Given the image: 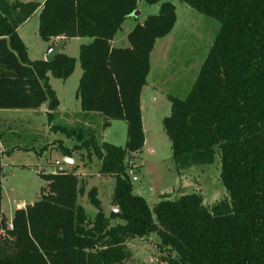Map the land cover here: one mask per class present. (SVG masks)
Masks as SVG:
<instances>
[{"label": "trees", "instance_id": "trees-1", "mask_svg": "<svg viewBox=\"0 0 264 264\" xmlns=\"http://www.w3.org/2000/svg\"><path fill=\"white\" fill-rule=\"evenodd\" d=\"M140 1L162 0H0V110L46 104L49 130L74 141L70 148L58 143L63 156L86 150L99 161L100 176L115 178L116 209L107 216L93 187L86 196L96 214L89 219L78 204L83 183L75 168L40 172L44 185L37 200L16 209L9 227L1 213L0 151V264H126L127 243L151 234L167 253L166 264H264V0H179L215 19L220 30L187 97H168L170 114L162 127L176 170L219 157L228 199L206 207L197 193L163 196L152 209L132 193L125 163L144 146L140 94L154 45L171 32L176 14L171 3L161 2L158 14L129 32V47H111ZM37 10L45 43L92 39L79 47L75 97L83 115H99L103 127L125 122L124 148L99 143L83 127L53 123L59 100L49 79L69 78L76 60L60 52L61 44L50 45L45 60H29L18 29Z\"/></svg>", "mask_w": 264, "mask_h": 264}, {"label": "rangeland", "instance_id": "rangeland-1", "mask_svg": "<svg viewBox=\"0 0 264 264\" xmlns=\"http://www.w3.org/2000/svg\"><path fill=\"white\" fill-rule=\"evenodd\" d=\"M17 1L37 4L44 2V0ZM161 2H169L175 7L176 22L171 32L156 42L150 54L152 73L148 81L156 80L160 84L159 87L170 96L185 99L215 36L220 30V25L215 19L200 14L179 0H162ZM161 2L153 5L142 1L138 2L137 15L128 17L121 24L112 41V47H129L127 40L129 32L136 25H141L148 16L158 14ZM38 16L39 10L18 29V35L26 45L27 56L31 61L45 60L49 48V45L38 36ZM91 42V38H71L65 40L64 45L61 46L60 52L73 57L76 64L73 74L66 80L53 77L49 79V84L59 100V108L67 112L66 115L69 117L68 119L61 115L64 113L60 115L58 113V117L53 123L83 127L93 133L99 143H109L124 148L126 142L125 122L110 121L109 125L103 127V120L84 122L77 115L80 108L75 94L82 74L78 60L79 47ZM160 94L159 91L148 94V99L143 103L146 143L136 158L129 156L125 163L128 176L129 170H134L133 176L136 178V181H132V176H129L132 193L144 198L150 209L163 196L170 200H176L182 195L197 193L201 195L206 207L228 199V194L219 179L220 160L218 156L210 165H198L180 171L175 169L171 158L170 142L162 127L163 119L170 114V102L168 98L161 97ZM153 96H155V100H153ZM44 106L47 105L43 104L42 108ZM41 111L42 109H38V112ZM19 117H24V121L27 122L21 123L22 120L16 119ZM43 122L47 123L44 113L36 114L30 110H21L18 113L0 110V134L3 133L0 142L3 149L6 150L2 160L1 210L7 220L11 219L14 213V201L32 204L37 200L39 191L44 185V181L38 173L53 172L54 158L56 155L60 156L58 150L49 149L52 134L56 133H52L50 130L49 132L52 134L45 132L42 136L39 133L40 123ZM8 127H11L10 132L7 131ZM32 129L34 131L30 133L28 130ZM62 138L65 147L74 144L73 140L66 139L64 136ZM42 148L45 149L43 152ZM151 148L154 149V152H151ZM40 151L43 153L42 158L40 155L38 156ZM82 152L83 162H80L79 170L75 169L76 176L83 183V192L78 197V204L83 208L88 218L93 219L96 209L88 202L86 193L95 187L102 209L108 216L112 206L115 178L100 176L99 161L93 155L89 158L86 150ZM68 166L69 164L63 165V167ZM64 172L67 173L69 170L65 169ZM153 220L156 222L154 216ZM114 223L111 222V224ZM158 244L159 238L154 234L143 239L130 240L127 243V248L131 253V259L126 264H166L164 259L167 258V253L160 252Z\"/></svg>", "mask_w": 264, "mask_h": 264}, {"label": "crops", "instance_id": "crops-1", "mask_svg": "<svg viewBox=\"0 0 264 264\" xmlns=\"http://www.w3.org/2000/svg\"><path fill=\"white\" fill-rule=\"evenodd\" d=\"M25 24V23H24ZM23 24V25H24ZM20 28V27H19ZM115 37V36H114ZM114 37H113V39H114ZM113 39L111 40V47L113 46L112 44V41H113ZM65 40H67V39H64V38H62V37H60V38H55V39H52L50 42H48V43H46V44H48L49 46L50 45H53V46H55V45H58V44H61L62 46L64 45V41ZM158 41V40H157ZM156 41V42H157ZM155 45H156V43H155ZM154 45V46H155ZM26 46V45H25ZM154 49V48H153ZM45 59H46V55H45ZM151 73H152V69H151V66H150V71H149V74H148V76H147V78H146V84H145V86L143 87V89H142V91H141V94H140V109H141V117H142V126H143V132H144V139H145V141H144V146H145V143H146V135H145V129H144V124H143V103L148 99L147 97H148V94H153V93H155V92H157V91H159L161 94H160V96L161 97H165L166 99L168 98V97H170V95L168 94V93H166L165 92V90L164 89H161L159 86H160V84H159V82H157L156 80L154 81V82H149L148 81V79H149V77H150V75H151ZM166 95V96H165ZM171 97H173V96H171ZM153 98V100H155V96H153L152 97ZM176 98V97H175ZM78 101V100H77ZM79 102V101H78ZM60 104V103H59ZM38 109H42V111L41 112H38ZM10 111H14V112H16V113H18V112H21V110H10ZM30 111H32V113H35L36 112V114H45L46 115V112H47V107L46 106H44V108H42V106L41 107H39V108H37V109H33V110H30ZM58 113H59V115L61 114V113H64V114H61L63 117H65L66 116V114H67V112H65V111H62L59 107H58ZM77 115L81 118V120H83L84 122H86V121H93V120H103L102 119V117H100L99 115H90V116H84L83 115V113L81 112V111H78L77 112ZM17 120H22V122L21 123H24V122H27V121H24L25 120V118L24 117H19V118H16ZM69 119V118H68ZM32 120V119H31ZM31 120H30V122H31ZM24 121V122H23ZM110 124V123H109ZM40 125H41V128H39V133L42 135V136H44V133L46 132L47 134L49 133V134H52L51 132H49V126H48V124L46 123H40ZM36 129V128H35ZM6 130H7V128H6ZM10 130H11V127H8V132H10ZM30 133H32L33 131H34V129H32L31 131L30 130H28ZM3 134V133H2ZM2 134H0V139H1V136H2ZM53 135H55V136H53ZM62 136L63 135H61L60 133H56V134H52V137H51V141L49 142L51 145L49 146V149H51V150H58L59 151V153H60V156H58V155H56V157L54 158V162H60V161H64V159L66 158V157H64L63 156V154L61 153V150H60V148H59V144L58 143H61L63 146H64V140H63V138H62ZM56 143V144H55ZM53 144V145H52ZM58 144V145H57ZM71 147V146H70ZM70 147H67V148H70ZM42 150V152L45 150V149H41ZM151 150V152H154V149L153 148H151L150 149ZM0 151L2 152V153H4V151L6 152V150H4L3 149V147H2V144H1V142H0ZM41 151L38 153V156L40 155V158H42V156H43V153H42ZM13 153H14V151H13ZM82 151H79V152H74V153H72L71 154V158H68V160H70L71 161V163H68L69 164V166L68 167H64V169H67V170H70L72 167L73 168H75V169H77V170H79L78 168H79V164H80V162H83V160H82V158H83V156H82ZM7 154V153H6ZM36 155H37V153H35ZM4 155H5V153H4ZM4 155H2V157H1V165H2V160H3V156ZM132 158H136L137 156H138V153H135V154H132V155H130ZM37 157V156H36ZM41 165V164H40ZM52 166V165H51ZM2 169H3V165H2ZM1 201H2V199H1ZM13 204L15 205V207H14V211L16 210V209H21V208H24L26 205H29V204H26L24 201H14L13 202ZM111 211H115V208H113L112 206H111V208H110V211H109V213L111 212ZM1 213H2V215L5 217V215L3 214V212H2V210H1ZM108 213V214H109ZM12 217H13V214H12ZM12 217H11V219H9V220H7L6 219V217H5V219H6V222H7V224H10L11 223V220H12Z\"/></svg>", "mask_w": 264, "mask_h": 264}, {"label": "built area", "instance_id": "built-area-1", "mask_svg": "<svg viewBox=\"0 0 264 264\" xmlns=\"http://www.w3.org/2000/svg\"><path fill=\"white\" fill-rule=\"evenodd\" d=\"M65 159H68V158H65ZM63 162H65V161L54 162L55 167H54V169H52L53 172H50L48 174L64 173L65 169L63 167ZM133 174H134V170H129V176H132L131 180L136 181V178L133 176Z\"/></svg>", "mask_w": 264, "mask_h": 264}, {"label": "water", "instance_id": "water-1", "mask_svg": "<svg viewBox=\"0 0 264 264\" xmlns=\"http://www.w3.org/2000/svg\"><path fill=\"white\" fill-rule=\"evenodd\" d=\"M137 11L136 12H134L131 16H136L137 15ZM64 161L66 162V163H71V161L70 160H68V159H64ZM116 210V209H115ZM9 225V227H11V224H8Z\"/></svg>", "mask_w": 264, "mask_h": 264}]
</instances>
